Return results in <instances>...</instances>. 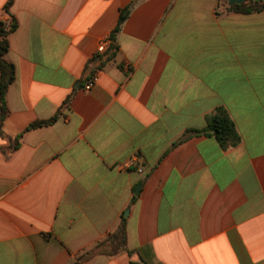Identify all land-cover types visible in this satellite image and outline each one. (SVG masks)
I'll return each instance as SVG.
<instances>
[{
	"label": "crops",
	"instance_id": "obj_1",
	"mask_svg": "<svg viewBox=\"0 0 264 264\" xmlns=\"http://www.w3.org/2000/svg\"><path fill=\"white\" fill-rule=\"evenodd\" d=\"M6 2L0 264H264V10ZM219 109L234 147L194 132Z\"/></svg>",
	"mask_w": 264,
	"mask_h": 264
},
{
	"label": "trees",
	"instance_id": "obj_2",
	"mask_svg": "<svg viewBox=\"0 0 264 264\" xmlns=\"http://www.w3.org/2000/svg\"><path fill=\"white\" fill-rule=\"evenodd\" d=\"M224 1V9L226 11H234L240 13H254L264 10V0H246L243 3L228 5L227 0ZM12 0H7L4 5V10L7 16L10 15V6ZM131 9V5H128L120 10V15L118 19L117 26L114 31H118L121 23L126 19ZM16 23L11 16L10 23L7 25L5 20L0 19V135L2 132V123L7 114V109L5 105V94L7 88L14 79V68L11 63H9L5 55L8 51V40L7 36L15 29ZM56 115L45 121H37L31 123L27 129L36 126L46 125L54 121ZM195 133H204L209 136H213L222 148L234 147L239 143L240 137L237 133L234 123L228 117V115L219 109L217 112L208 120L207 126L202 130H194ZM114 238L123 243L124 239V223L121 222L118 226L117 231L113 234ZM93 253H83L80 256L70 259L66 264H79L82 259L89 257ZM140 264H161V263H150L143 260L140 256Z\"/></svg>",
	"mask_w": 264,
	"mask_h": 264
},
{
	"label": "built area",
	"instance_id": "obj_3",
	"mask_svg": "<svg viewBox=\"0 0 264 264\" xmlns=\"http://www.w3.org/2000/svg\"><path fill=\"white\" fill-rule=\"evenodd\" d=\"M6 22V24L8 25L9 23H10V20L9 21H5ZM104 46H105V43L104 42H101L100 44H99V46L97 47V51H102L103 49H104ZM97 78H96V76H94L86 85H85V90H89L91 87H92V85H93V83L95 82V80H96Z\"/></svg>",
	"mask_w": 264,
	"mask_h": 264
},
{
	"label": "water",
	"instance_id": "obj_4",
	"mask_svg": "<svg viewBox=\"0 0 264 264\" xmlns=\"http://www.w3.org/2000/svg\"><path fill=\"white\" fill-rule=\"evenodd\" d=\"M246 0H227L228 5L243 3Z\"/></svg>",
	"mask_w": 264,
	"mask_h": 264
}]
</instances>
